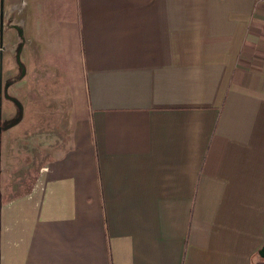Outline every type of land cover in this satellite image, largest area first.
Listing matches in <instances>:
<instances>
[{"label":"crops","instance_id":"0c3cea01","mask_svg":"<svg viewBox=\"0 0 264 264\" xmlns=\"http://www.w3.org/2000/svg\"><path fill=\"white\" fill-rule=\"evenodd\" d=\"M0 149V264H264V1L0 0Z\"/></svg>","mask_w":264,"mask_h":264},{"label":"rangeland","instance_id":"374dc122","mask_svg":"<svg viewBox=\"0 0 264 264\" xmlns=\"http://www.w3.org/2000/svg\"><path fill=\"white\" fill-rule=\"evenodd\" d=\"M0 153H1V149H0ZM13 155L14 153H12V156ZM30 169L29 166L20 167L18 165H15L14 162L12 165L10 163L5 162L4 170L7 175H4L3 180H0V186L2 185L3 189L5 190V191H1L3 196L13 195L14 194L13 191L18 185H20L18 188H23L21 184H25V183L29 184L30 183L29 178L31 175L28 173V170Z\"/></svg>","mask_w":264,"mask_h":264},{"label":"water","instance_id":"95a60500","mask_svg":"<svg viewBox=\"0 0 264 264\" xmlns=\"http://www.w3.org/2000/svg\"><path fill=\"white\" fill-rule=\"evenodd\" d=\"M260 254H261V256L264 257V247H263L262 250L260 251Z\"/></svg>","mask_w":264,"mask_h":264},{"label":"built area","instance_id":"2783aa9c","mask_svg":"<svg viewBox=\"0 0 264 264\" xmlns=\"http://www.w3.org/2000/svg\"><path fill=\"white\" fill-rule=\"evenodd\" d=\"M260 1H264V0H260Z\"/></svg>","mask_w":264,"mask_h":264}]
</instances>
